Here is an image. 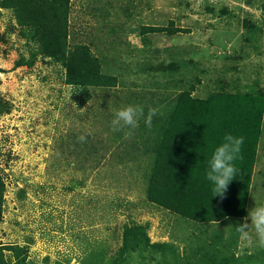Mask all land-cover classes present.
<instances>
[{
  "label": "rangeland",
  "instance_id": "1",
  "mask_svg": "<svg viewBox=\"0 0 264 264\" xmlns=\"http://www.w3.org/2000/svg\"><path fill=\"white\" fill-rule=\"evenodd\" d=\"M4 3L0 245L24 247L23 264H110L125 229L138 224L151 243L170 246L144 240L125 252L130 264H264L251 225L247 238L236 228L264 205V117L245 217L197 223L147 197L151 140L178 93H264V0H70L69 42L88 44L115 78L104 89L69 83L38 30L20 26ZM143 25L179 31L142 34ZM127 105L159 111L151 127L141 118L126 136L111 121Z\"/></svg>",
  "mask_w": 264,
  "mask_h": 264
},
{
  "label": "trees",
  "instance_id": "2",
  "mask_svg": "<svg viewBox=\"0 0 264 264\" xmlns=\"http://www.w3.org/2000/svg\"><path fill=\"white\" fill-rule=\"evenodd\" d=\"M13 7L20 26L39 32L38 44L51 58L61 61L69 83L104 89L115 78L102 73L99 57L88 44L69 42L68 13L70 0H5ZM177 28L143 25L141 33ZM173 109L156 132L150 151L154 154L147 183L148 200L182 218L197 222H219L225 218H243L252 183L264 117V93L216 91L205 98L181 91ZM225 133L244 137L239 173L230 181L224 197L214 196L205 179V161L221 143ZM5 183L0 175V222L2 221ZM150 242L143 225L128 226L118 254L110 264H130L125 252H136L138 244ZM170 244L151 243L166 250ZM4 250L15 253L13 262ZM24 247L0 245V264H23ZM125 255V256H124ZM21 258V259H20ZM175 259H178L177 257Z\"/></svg>",
  "mask_w": 264,
  "mask_h": 264
},
{
  "label": "clouds",
  "instance_id": "3",
  "mask_svg": "<svg viewBox=\"0 0 264 264\" xmlns=\"http://www.w3.org/2000/svg\"><path fill=\"white\" fill-rule=\"evenodd\" d=\"M84 110V109H81ZM158 109L149 107L145 114L142 105H127L115 111L114 118L111 121L113 131H121L125 128L129 129L126 136L132 135V130L139 126V121L143 118L144 123L151 127L152 119L158 114ZM80 142H86L85 136H80ZM244 143V137L234 136L231 133H225L221 143L212 150L210 156L205 163V179L209 183L212 197H224L230 181H232L239 173L237 161L241 157V147ZM245 222L236 226L245 238L248 237V227L254 229L257 243L264 248V205L253 207L249 212ZM218 223V222H216Z\"/></svg>",
  "mask_w": 264,
  "mask_h": 264
}]
</instances>
